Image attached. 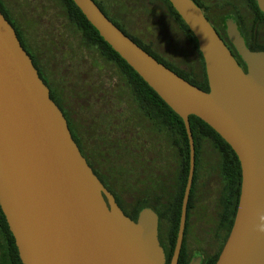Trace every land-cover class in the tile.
<instances>
[{"label":"water","instance_id":"95a60500","mask_svg":"<svg viewBox=\"0 0 264 264\" xmlns=\"http://www.w3.org/2000/svg\"><path fill=\"white\" fill-rule=\"evenodd\" d=\"M105 41L184 121L190 170L170 264L182 251L196 149L190 116L211 126L236 152L240 201L216 264H264V52L253 51L227 21L239 63L194 0H168L194 33L209 91L160 63L101 10L73 0ZM264 14V0H256ZM0 206L23 264H166L159 216L151 207L127 216L73 139L31 56L0 10ZM189 264H201L195 255Z\"/></svg>","mask_w":264,"mask_h":264},{"label":"trees","instance_id":"16d2710c","mask_svg":"<svg viewBox=\"0 0 264 264\" xmlns=\"http://www.w3.org/2000/svg\"><path fill=\"white\" fill-rule=\"evenodd\" d=\"M59 1L67 21L80 34L86 48L97 51L105 65L111 67L109 71L98 62L89 64L87 59L81 58L63 33L43 34L38 47L30 45L3 0H0V10L15 28L22 46L49 87L51 98L66 117L82 155L105 188L114 195L123 212L137 221L141 210L151 207L165 220L164 227H170L166 262L170 264L177 242L190 170V145L184 121L105 41L73 0ZM94 1L118 28L160 63L191 84L209 91L205 61L196 37L170 1L114 0L115 3L109 7L100 0ZM194 1L201 7L202 3ZM26 2L31 8L32 5ZM155 4L166 10L176 27L177 33L172 36L171 31L168 36L177 42V52L186 43L195 66L184 69L172 64L155 51L152 44L145 43L129 32L128 20L133 19L135 13L140 17H151L153 12L144 10ZM211 5L224 32L227 21L235 22L246 36L244 38L249 48L264 52V14L256 0H213ZM40 6L45 9L42 4ZM46 12L45 9L39 13L40 18L36 19V22L39 19L40 25L44 24L43 16ZM229 14H233L235 20L226 18ZM248 14L252 20L246 24ZM234 52L246 70L238 52L235 49ZM190 125L195 142L196 165L187 214L188 217L189 213L192 215L189 225L194 226L197 220L194 215L203 201L202 173L205 174L208 166L205 143L218 157L219 175L215 184V198L208 201L212 221L208 224L206 222V230L203 231L217 233L228 222L220 248L203 263L216 264L236 217L242 187V168L236 152L211 126L194 115L190 116ZM177 148L181 149L180 162ZM162 158L166 164L159 165L157 169L165 172V178L162 182H154L148 177L152 175L151 163ZM185 233H188L187 229ZM0 239L5 248L6 264H23L1 206ZM188 240L189 237L185 235L178 264L190 262ZM212 240H215L213 236L211 244H214Z\"/></svg>","mask_w":264,"mask_h":264},{"label":"rangeland","instance_id":"374dc122","mask_svg":"<svg viewBox=\"0 0 264 264\" xmlns=\"http://www.w3.org/2000/svg\"><path fill=\"white\" fill-rule=\"evenodd\" d=\"M104 5L111 6L115 3L114 0H100ZM6 9L8 10L10 16L17 24L18 28L22 30L23 34L26 36L30 45L38 47L42 39L43 34L47 33H63L65 34L69 43H71L73 49L76 50L77 54L83 59H87L89 64L92 62H98L103 65L106 71H109L111 67L105 65L97 51L88 50L82 41L80 34L76 29L67 21L63 8L59 0H27L32 6L29 8V4L26 5V0H3ZM26 2V3H27ZM45 6L47 10L46 14L43 16L44 21L42 25L36 22L37 18H40L39 13H42L45 9H42L40 5ZM39 6V9H37ZM243 8V5L240 4ZM152 11L155 17L145 16L140 17V15L135 13L133 19H129L127 28L131 34L140 38L147 44H152L155 51H157L161 56H163L167 61L180 68H190L196 65L194 59L190 55L188 50V45L183 44L182 50L177 52L175 40H172L168 35L172 31V36L176 32V27L169 17L166 10L163 9L161 5L155 4V6H150L144 10ZM150 20V21H148ZM251 17L248 14L246 16V24H249ZM170 32V33H169ZM174 39V38H173ZM82 46V47H81ZM205 149L207 150V170L205 174L202 173V179L204 183L203 187V201L199 204V207L195 213V218L197 220L194 224V231L192 236L189 237L188 244L192 245L191 240L197 239V237L203 234L206 230V225L210 222L211 217L209 215L208 201L210 198L214 197L215 184L218 181V157H216L209 145L205 143ZM207 222V224H206ZM204 224V225H203ZM199 238V237H198ZM0 264H6L5 261V248L4 244L0 239Z\"/></svg>","mask_w":264,"mask_h":264},{"label":"flooded vegetation","instance_id":"af4514ba","mask_svg":"<svg viewBox=\"0 0 264 264\" xmlns=\"http://www.w3.org/2000/svg\"><path fill=\"white\" fill-rule=\"evenodd\" d=\"M198 1H199V3H202L201 7H202L204 14L207 16V18H209L210 22L213 24V26L219 32L220 36L223 38V40L225 41L227 46L231 49L232 53L235 54V52H234L235 48L228 38L227 27H226V31L224 32L221 29L219 22L216 20L217 16L215 15L214 8L211 7L213 0H198ZM226 18H230V19L235 20V17L233 14H229V16L227 15ZM238 27H239V25H238ZM243 36L246 38L245 35H243ZM163 149H165V147H163ZM178 152H179V162H180L181 161V157H180L181 149H178ZM160 160L162 162H160ZM160 160H158L157 162L151 163L150 169H152V175H148V177L151 178L154 182L156 180L158 182H162L165 178L164 177L165 172L160 171V169H157V168L159 167V165L164 166V164H166V161L163 158ZM194 178H195V173H194ZM187 181H188V179H187ZM193 182H194V180H193ZM192 187H193V185H192ZM184 194H185V192H184ZM188 206H189V204H188ZM159 218H160V220H159V240H160L161 246L163 247V249L165 251L166 258H168V254H169L168 252H169V246H170V241H169L170 240V237H169L170 227L169 226L164 227L165 220L162 219L161 217H159ZM191 218H192V215H190V213H189V217L187 215V221H186V229H187L188 233L187 234L185 233V235L187 237L192 236V234H193L192 232L195 229L193 225H191V224L189 225ZM211 221H212V219H211ZM227 223L228 222L224 223V226L217 233L215 232L214 234H212L208 230L207 232H204L202 235H199L198 236L199 238L197 237V239H192L191 240L192 245L189 246L191 258L195 255H199V256H201V264H203L207 257L214 256L224 241ZM212 236L215 238V240H212V242L214 244H211Z\"/></svg>","mask_w":264,"mask_h":264},{"label":"clouds","instance_id":"9594fccd","mask_svg":"<svg viewBox=\"0 0 264 264\" xmlns=\"http://www.w3.org/2000/svg\"><path fill=\"white\" fill-rule=\"evenodd\" d=\"M261 221L264 222V216L261 217ZM258 231L264 233V223L258 227Z\"/></svg>","mask_w":264,"mask_h":264}]
</instances>
